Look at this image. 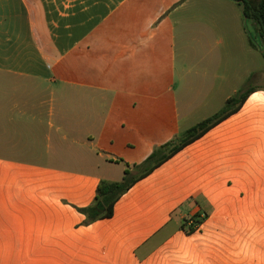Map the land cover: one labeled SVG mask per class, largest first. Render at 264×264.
<instances>
[{
    "label": "crops",
    "instance_id": "crops-1",
    "mask_svg": "<svg viewBox=\"0 0 264 264\" xmlns=\"http://www.w3.org/2000/svg\"><path fill=\"white\" fill-rule=\"evenodd\" d=\"M245 28L230 0H0V248L54 264H264V178L236 127L256 92L124 194L112 218L84 226L78 210L102 181L120 182L107 166L133 142L216 114L193 89L254 82ZM245 53L252 66L235 68ZM173 213L182 228L187 214L208 219L149 250Z\"/></svg>",
    "mask_w": 264,
    "mask_h": 264
},
{
    "label": "rangeland",
    "instance_id": "rangeland-1",
    "mask_svg": "<svg viewBox=\"0 0 264 264\" xmlns=\"http://www.w3.org/2000/svg\"><path fill=\"white\" fill-rule=\"evenodd\" d=\"M251 1L256 5L259 0H251ZM245 27H246L245 28L246 35L242 40L240 49L246 48L250 52L253 51V53L256 56L254 58L256 65L255 64L254 65L256 67L255 75H257V77L254 80V82H249V81L244 82V81L236 80L233 82V85L231 87H227V88L216 87L214 89L213 87H205V88L193 89L192 97L193 98L200 97L201 99L204 97H210L212 109H213V111H211L210 114H214V113H218L224 108V104H225L224 100H226V98L233 97L238 93L244 92L246 89H248L249 86H259L256 87V93H258V95L256 96L255 100L258 99L257 104L246 111L247 114L246 118L237 122L236 127H239L241 133L240 135H242V137L246 138L248 141L243 146V150L249 152L250 160L254 164L260 165L259 166L260 168L259 170L261 173L260 175L262 178H264V37L261 34H259V32L256 30L255 24H253L251 21H248L247 24L245 23ZM251 39H253L254 43L256 44L257 46L256 48L252 46ZM226 44H228V40L225 39L221 34L216 35L212 39V47L215 49L216 53L218 54L223 50ZM252 48L254 50H251ZM248 59L249 56L245 53L244 56L241 57L240 63L235 62L236 65L234 67L238 68L239 65L243 66L246 63L252 66V62L250 60L247 61ZM217 67L218 64L215 66L214 72L211 74L219 77L222 75V73L217 70ZM220 81L221 80L218 78L216 83H219ZM238 116L239 114L233 117L231 121L238 118ZM194 120L195 121L188 123V125H186L187 126L186 128L193 126L197 122H201L202 118H196ZM182 134L183 133H179L176 135H172L160 139L153 137V140L151 141L152 143H144L141 141L133 142V146H131V150L129 151L130 157H125L126 159H120L118 164H115L117 166L109 165L107 167L111 168L110 171L114 175L117 174L119 181H121L124 177L123 168L129 169L131 171V174L136 177L137 171L134 169L136 165H140L144 163L145 160H147L149 154L153 153L157 148H159L163 144H167L171 141L178 140L182 136ZM225 138L227 139V137ZM258 148L262 149L260 155L254 153L255 149ZM249 192H251V190ZM192 200L195 201V197H193ZM63 203L68 204L67 201L65 200L63 201ZM93 204H95V201L92 203V205ZM92 205H88L86 207L79 209L77 208V209L85 210L90 208V206ZM201 215L202 216L200 219L202 220L201 221L202 223L200 224L194 223L192 220L193 218L190 217V214L185 215L184 219L182 220L183 228H184L183 229L180 223L181 221L177 216V213H173L172 221H170L166 226H164L163 230L160 231V233H156L155 235H152L149 238V242H148L149 250L151 251L158 250L164 245L165 242L168 241H173L170 245L171 247L174 243H176L174 238L176 237L177 231L184 230L186 234L191 235L192 233H190V230L192 227H194V229L197 230L208 219L207 213L206 214L201 213ZM86 222H87V217L85 216L83 225L84 226L92 225V224L86 225ZM211 225L212 224H209V227H211ZM163 248H165V246ZM163 248H161L160 251ZM21 251L22 253L19 254L18 249L14 246L12 242L9 241L7 247L0 248V256L8 259V262L3 264H54V261L49 258H40V257L34 258L33 256L29 255L31 249L26 248V249H22ZM137 258L139 262H144L143 255L138 254ZM18 259H23V260H18Z\"/></svg>",
    "mask_w": 264,
    "mask_h": 264
},
{
    "label": "trees",
    "instance_id": "trees-1",
    "mask_svg": "<svg viewBox=\"0 0 264 264\" xmlns=\"http://www.w3.org/2000/svg\"><path fill=\"white\" fill-rule=\"evenodd\" d=\"M230 1L235 2L242 8L245 23L247 24L248 21H251L255 24L259 34L264 37V0H259L256 5L251 0ZM251 44L253 47H257L253 39H251ZM255 92L256 88L252 87L229 98L221 111L184 132L178 140L171 141L157 148L144 163L135 166L134 169L137 171L136 177L131 174L129 169H126L122 181H102L97 189L95 204L88 209L79 210L87 217L86 225L93 224L99 220L112 218L114 216L115 206L124 194L185 148L194 144L211 130L240 112L250 96ZM201 216V214L195 215L192 219L193 222L197 224L202 223ZM195 231L196 229L192 227L190 233H194Z\"/></svg>",
    "mask_w": 264,
    "mask_h": 264
}]
</instances>
